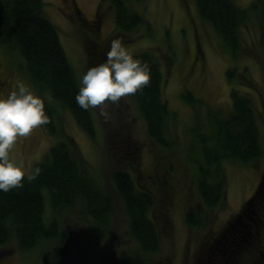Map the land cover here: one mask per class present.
<instances>
[{
    "label": "rangeland",
    "instance_id": "374dc122",
    "mask_svg": "<svg viewBox=\"0 0 264 264\" xmlns=\"http://www.w3.org/2000/svg\"><path fill=\"white\" fill-rule=\"evenodd\" d=\"M42 1L44 14L56 27L78 79L87 67L105 59L110 41L117 37L110 11L100 8L99 0ZM234 2L247 7L251 0ZM135 7L147 27L135 28L131 39L123 44L134 54L148 51L158 61L162 99L172 116L167 127L176 150L166 152L150 141L132 95L116 103L106 102L103 105L106 116L100 115L98 108L91 109L92 138L66 109L55 105L64 130L75 141L97 187L110 195L112 212L99 227L80 218L79 203L55 213L46 204V218L56 216L59 231L70 237V256L59 262L51 261V250L59 243L58 239L25 251L11 239L0 245V264H121V253L129 257L139 254L155 264H223L216 250L225 242L220 235L235 217L241 216L242 210L253 219H246L252 232L249 243L256 237L264 241V40L256 42L260 34L257 19L249 20L250 32L243 28V38L251 48L246 47L247 50L233 57L222 49L212 26L201 19L194 0H144ZM229 69L235 71L231 81L226 76ZM239 72L244 77L239 78ZM240 80L250 87L243 86ZM20 82L40 95L44 104L51 101L48 93L25 74L22 60L11 51L0 50V96L15 90ZM233 88L251 98L262 154L251 161L221 160L226 181L224 202L204 210L200 222L189 225L188 208L200 204L192 164L193 158L200 156L196 154V137L211 130L208 112L223 115L229 112ZM187 95L196 104L187 102ZM53 141L39 126L28 137L18 138L11 155L30 168ZM116 169L129 170L134 181L153 194L152 217L160 236L157 252L142 253L131 234L125 208L111 187L110 176ZM256 191L257 199L253 196ZM251 199L254 203L247 207ZM249 245L236 250L228 264H264V242L263 246L261 242L251 248Z\"/></svg>",
    "mask_w": 264,
    "mask_h": 264
},
{
    "label": "trees",
    "instance_id": "16d2710c",
    "mask_svg": "<svg viewBox=\"0 0 264 264\" xmlns=\"http://www.w3.org/2000/svg\"><path fill=\"white\" fill-rule=\"evenodd\" d=\"M142 1L99 0V7L110 11L116 36L123 43L131 39L130 34L135 28L147 27L145 18L135 7ZM194 3L201 19L212 26L222 49L231 56L248 49L243 28L250 32L247 24L252 17L257 19L260 28L256 42L264 40V0H251L247 7L238 6L234 0H194ZM0 50L15 53L22 60L25 74L48 93L51 101L44 105L50 122L42 128L54 140L34 165L42 169L36 180L25 181L23 188L0 192V245L13 239L17 247L25 251L58 239L50 259L53 263L59 262L70 256V237L59 231L56 216L46 218V204L55 213L79 203L80 218L99 227L106 223L112 212L110 195L97 187L75 141L64 130L55 105L66 109L90 138L94 136L92 111L80 108L75 102L78 79L60 44L56 27L44 14L42 0H0ZM135 55L149 64L150 82L132 95V99L150 141L166 152L172 151L175 144L167 127L172 116L162 99L159 63L148 51ZM234 73L233 69L226 71L228 81ZM239 73V78L244 77L243 72ZM185 100L196 104L190 95ZM230 100L231 108L226 115L218 111L207 113L211 130L198 133L196 137V154L200 156L193 158L192 164L200 204L188 208L186 222L189 225L200 222L204 210L219 207L224 202L226 181L221 160L251 161L262 154L257 114L250 96L233 88ZM110 182L125 208L129 229L142 253L157 252L160 236L152 217L154 197L151 191L139 186L126 169L114 170ZM258 191L253 195L256 199ZM251 203L254 200H249L247 207ZM260 242L263 246L264 241L256 237L248 247ZM119 260L121 264H155L139 254L129 257L121 253Z\"/></svg>",
    "mask_w": 264,
    "mask_h": 264
},
{
    "label": "clouds",
    "instance_id": "9594fccd",
    "mask_svg": "<svg viewBox=\"0 0 264 264\" xmlns=\"http://www.w3.org/2000/svg\"><path fill=\"white\" fill-rule=\"evenodd\" d=\"M149 82V64L126 48L117 36L110 41L105 59L87 67L78 77L74 99L80 108H98L99 114L106 116V102L116 103L134 95ZM49 122L42 98L26 83L20 82L15 90L0 96V192L23 188L25 181L32 182L40 175L39 166L26 168L11 153L18 138L28 137L33 129Z\"/></svg>",
    "mask_w": 264,
    "mask_h": 264
},
{
    "label": "flooded vegetation",
    "instance_id": "af4514ba",
    "mask_svg": "<svg viewBox=\"0 0 264 264\" xmlns=\"http://www.w3.org/2000/svg\"><path fill=\"white\" fill-rule=\"evenodd\" d=\"M247 210L252 213L250 209H246V211ZM249 215L248 212L246 213L242 210L241 216L235 217L233 222L225 228L223 233H221L220 236L225 242H221L219 244L221 248L216 250L220 254L223 264H228V260L234 258L236 250L245 248L246 244H251L249 243L252 233L251 225L246 222V219L250 221L253 219ZM210 254L212 255L213 253Z\"/></svg>",
    "mask_w": 264,
    "mask_h": 264
}]
</instances>
